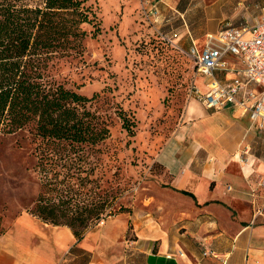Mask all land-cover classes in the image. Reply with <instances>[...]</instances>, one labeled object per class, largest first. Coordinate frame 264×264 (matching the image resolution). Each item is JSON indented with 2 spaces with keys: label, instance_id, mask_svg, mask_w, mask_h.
Instances as JSON below:
<instances>
[{
  "label": "crops",
  "instance_id": "1",
  "mask_svg": "<svg viewBox=\"0 0 264 264\" xmlns=\"http://www.w3.org/2000/svg\"><path fill=\"white\" fill-rule=\"evenodd\" d=\"M248 1L201 0L180 10L172 0H150V19L156 30L178 34L175 42L184 48H201L227 21L254 19L264 0L252 8ZM198 10L208 13L206 23H198ZM175 17L181 27L174 26ZM195 81L206 90L202 78ZM181 113L176 130L155 152L165 185L159 209L135 222L134 239L123 238L128 224L122 213L78 240L70 227L24 212L0 235V264H74L80 257H88L86 264H264V243L256 241L264 236L258 215L264 214V157L255 150L264 130L231 104L209 109L188 98ZM207 249L219 256L204 255ZM235 250L244 263L232 262Z\"/></svg>",
  "mask_w": 264,
  "mask_h": 264
},
{
  "label": "rangeland",
  "instance_id": "2",
  "mask_svg": "<svg viewBox=\"0 0 264 264\" xmlns=\"http://www.w3.org/2000/svg\"><path fill=\"white\" fill-rule=\"evenodd\" d=\"M200 1L172 0L180 10ZM261 1L246 4L252 8ZM91 2L102 21L99 37L86 38L83 58L55 59L52 75L67 88L94 96L87 106L106 123L110 135L96 147L92 160L102 188L116 195L114 206L124 207L120 213L128 231L123 238L132 240L136 237L135 222L151 211L157 214L159 209V191L165 185L163 171L154 161L155 152L180 123L196 73L184 52L160 41L155 24L144 18L137 0ZM207 15L198 10L195 18L204 24ZM181 24L182 19L175 17L174 26ZM203 35L197 33L199 38ZM120 112L128 119L130 130L124 127ZM35 133L33 124L0 132V232H7L16 217L29 212L37 197ZM257 142L256 155L264 157V141L259 138ZM258 215L264 217L263 213ZM105 219L88 231L104 226ZM257 240L264 243V236ZM234 253L232 262L244 263L243 256L237 250ZM87 261L88 257H80L74 264Z\"/></svg>",
  "mask_w": 264,
  "mask_h": 264
},
{
  "label": "trees",
  "instance_id": "3",
  "mask_svg": "<svg viewBox=\"0 0 264 264\" xmlns=\"http://www.w3.org/2000/svg\"><path fill=\"white\" fill-rule=\"evenodd\" d=\"M28 1L0 0V132L34 125L39 190L28 211L53 226L70 227L81 240L124 207L114 206L116 195L96 175L92 156L110 130L87 106L94 96L56 82L52 66L55 59L83 58L86 38L99 37L102 21L91 0Z\"/></svg>",
  "mask_w": 264,
  "mask_h": 264
},
{
  "label": "built area",
  "instance_id": "4",
  "mask_svg": "<svg viewBox=\"0 0 264 264\" xmlns=\"http://www.w3.org/2000/svg\"><path fill=\"white\" fill-rule=\"evenodd\" d=\"M139 2L144 18L151 21L155 5L150 0ZM258 10L252 20L240 24L227 21L217 32L207 36L201 48L196 44L187 48L177 44L175 32L171 35L156 32L192 60L196 76L188 97L197 98L209 109L234 105L248 112L251 120L264 130V3ZM218 73L233 76L220 80ZM197 77L202 78L206 90L199 88ZM203 254L219 256L212 249L204 250Z\"/></svg>",
  "mask_w": 264,
  "mask_h": 264
}]
</instances>
